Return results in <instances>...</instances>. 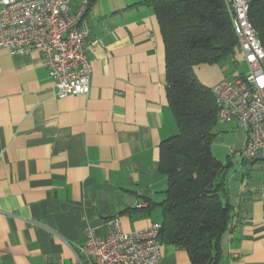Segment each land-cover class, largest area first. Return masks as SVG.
<instances>
[{
    "label": "crops",
    "instance_id": "0c3cea01",
    "mask_svg": "<svg viewBox=\"0 0 264 264\" xmlns=\"http://www.w3.org/2000/svg\"><path fill=\"white\" fill-rule=\"evenodd\" d=\"M144 1H91L81 21L91 34L87 95L59 99L39 51L0 49V264H80L77 254L87 264L78 249L91 230L162 223L160 147L178 126L160 26ZM236 127L240 151L246 130ZM224 182L235 208L222 264H264V152ZM160 264L192 263L163 243Z\"/></svg>",
    "mask_w": 264,
    "mask_h": 264
},
{
    "label": "trees",
    "instance_id": "16d2710c",
    "mask_svg": "<svg viewBox=\"0 0 264 264\" xmlns=\"http://www.w3.org/2000/svg\"><path fill=\"white\" fill-rule=\"evenodd\" d=\"M249 2V17L264 47V0ZM143 3L153 9L160 26L167 98L178 126V133L160 147V170L168 178L167 196L161 203V242L188 252L192 264H222L223 237L235 206L225 187L227 166L212 153L218 107L194 67L235 56L239 41L224 0Z\"/></svg>",
    "mask_w": 264,
    "mask_h": 264
},
{
    "label": "built area",
    "instance_id": "2783aa9c",
    "mask_svg": "<svg viewBox=\"0 0 264 264\" xmlns=\"http://www.w3.org/2000/svg\"><path fill=\"white\" fill-rule=\"evenodd\" d=\"M71 1L0 0V49L12 56L39 51L59 99L91 90V34L81 27L89 0H82L76 10ZM224 1L248 73L222 80L211 92L219 124L236 121L246 130L239 154L252 159L264 152V47L249 17V0ZM114 224L105 237L89 232L87 242L78 249L87 264H160L161 223L135 232H125L118 219Z\"/></svg>",
    "mask_w": 264,
    "mask_h": 264
},
{
    "label": "rangeland",
    "instance_id": "374dc122",
    "mask_svg": "<svg viewBox=\"0 0 264 264\" xmlns=\"http://www.w3.org/2000/svg\"><path fill=\"white\" fill-rule=\"evenodd\" d=\"M194 73L201 84L212 88L225 79H233L248 73V67L243 61L242 54L238 49L235 56L218 64H203L194 67ZM237 122L228 125H218L217 136L212 144V153L216 159L227 166L225 170V181L229 186L233 175L239 170L242 158L239 155L238 143L241 129ZM222 177V179H223Z\"/></svg>",
    "mask_w": 264,
    "mask_h": 264
}]
</instances>
